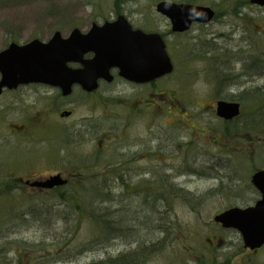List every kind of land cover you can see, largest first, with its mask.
<instances>
[{"label":"rangeland","instance_id":"rangeland-1","mask_svg":"<svg viewBox=\"0 0 264 264\" xmlns=\"http://www.w3.org/2000/svg\"><path fill=\"white\" fill-rule=\"evenodd\" d=\"M1 1L3 0H0V25H4L8 29L10 27L6 24L28 25L30 30H39L45 27L64 30L76 22L72 13L73 9L79 6L77 0H25V2L19 0L18 2L23 4L14 6H12L14 3L5 5ZM157 1L159 0H134L132 3L130 2V6L126 5L125 7L146 9L145 11L150 13L149 10L155 8ZM170 1L181 2L184 0ZM190 1L211 7L215 11L217 9L220 13L219 19L207 25L196 26L190 34L182 37L169 35L168 22L160 18L157 20V29L165 35L169 51L178 65L177 72L179 74L170 81L168 80L167 83L172 82L178 85L181 83L180 78L185 76L188 89L187 99L184 103L187 115L179 113L177 108L172 109L171 112L175 115L179 114L183 119L193 120L184 124L186 132L182 133L183 140L191 144L190 152L184 156L183 160L177 159V155L173 157V160H162L159 162L158 168H166V165H169L167 168L173 169L180 167L184 168V173L176 176L174 170L137 171V174L136 171H132L134 180L142 179L145 185L149 182L147 179L151 178V172L155 173L157 177H167L168 173L173 175L170 178L173 184L183 185L190 194L187 203L180 200L174 204L169 202L168 206L166 203L160 202L156 205L151 204L156 213V217H154L156 219L151 220L155 223L160 221L161 227L164 230L167 227L170 234L156 251L143 255L145 258L141 257L140 264H248L249 261H251L250 264H264V251L261 256L249 260L243 250L236 254L237 247L240 249V240L236 234L230 235L229 242L231 244L225 248L228 251L235 250L232 253L227 250H223V253L214 251L208 248L207 241L217 231L213 221L217 213L231 207L245 208L252 205V203L246 204L247 199L256 195L251 189V177L264 164V153L260 150L263 146V141H260V138L264 136V9L253 7L252 10H243L242 15L238 16L232 11L236 7H240V3H248L250 0ZM111 2L112 0H106V4L110 5ZM244 8L245 6L242 9ZM200 51L204 52L200 53ZM255 67L257 69H254ZM215 70L222 74L220 78L229 76L232 79L228 77L222 87L218 86V82L214 80ZM176 77L179 80H175ZM215 94L223 100L241 103L243 116L230 125L219 121L212 111L214 108H210L211 111L203 110L202 107L213 105L212 100L216 97ZM160 103L163 101L159 100L158 104ZM196 103L201 107L197 108L192 105ZM18 113L19 111L13 112V117ZM7 118H5L4 112H1L0 130L3 132L0 131V143L6 140L4 132L6 131ZM158 118L159 127L168 126L159 116ZM165 119L168 123H175L173 119L166 116ZM191 129H198L199 132H193ZM232 129L237 133L233 135ZM167 132L169 133V131ZM258 137H260L259 140H256ZM251 147L255 148L253 154H249ZM24 172L44 176L52 173V171ZM97 172L99 171H95V174ZM61 173L66 176L70 173L74 175L73 171H61ZM100 174L103 172L98 175ZM101 177L105 180L110 178ZM7 178L8 171H0V184H3L0 187V192L3 195H6L4 186L7 183ZM141 186L144 188L143 185ZM127 188L129 189L112 187V190L108 191L111 198L108 200L105 198L103 206L107 211L118 210L123 214L129 212L128 217L135 216L137 219L134 225H131L133 228L137 222H143L151 214H143L144 211H147L143 205L144 198L148 195L136 193L132 189V185ZM14 192L13 196L17 193L21 194L18 191ZM29 194H32V191L27 193L28 196ZM40 194L42 197L39 200L30 203L27 200L26 203L20 202L17 198H1L0 215L6 212L5 205L14 206L12 210L15 215L16 212L22 211L23 205L26 210L30 204L40 209L46 205L51 207L59 203L52 199V194L47 192ZM99 205L95 202L88 206V210L94 213V208ZM165 211H169L168 217L166 214L157 217L158 212L163 214ZM97 226L95 220L84 218L73 244L82 246L93 240L98 236ZM55 227L54 224L48 223H19L11 216L0 221V264H90L108 259V257H116L120 252H132L134 248L137 250L140 246L136 247L134 240L132 243L125 244L119 241L113 246L110 240L115 239L106 237L107 240L102 245L95 246L83 253L75 248H70V254L61 255L59 245H63V234L60 228ZM135 227L136 235L141 237V244L147 243L143 239L149 238L145 236L148 232L142 234L143 230L140 231L138 226ZM108 234V232L104 233V235ZM155 236V239H158L160 233ZM128 238L127 236L126 239ZM26 242L36 247H33V250L27 249L28 245L24 246ZM19 243L23 244L19 245ZM41 243L44 244L38 246ZM13 247H17V249H12ZM17 254L18 256H16Z\"/></svg>","mask_w":264,"mask_h":264},{"label":"flooded vegetation","instance_id":"flooded-vegetation-1","mask_svg":"<svg viewBox=\"0 0 264 264\" xmlns=\"http://www.w3.org/2000/svg\"><path fill=\"white\" fill-rule=\"evenodd\" d=\"M6 1L1 2H4L5 5L14 3L12 6L23 4L19 3V0ZM23 1L25 2V0ZM133 1L112 0L109 5V3L106 4V0H77L79 6L74 8L72 13L76 22L64 30L46 27L30 30L28 25L6 24L10 27L8 29L4 25H0V53L13 45L22 47L35 40H39L45 45L49 44L57 33L60 34L62 40H69L77 31V37L71 43L79 47L83 46L81 48L107 47L118 43L117 39L121 40V44L124 40L126 43L135 45V33L143 34L140 37L146 39L150 35L160 34L174 64L171 74L147 82L131 81L121 74L119 68L112 67L109 70L111 80L100 77L96 86L91 88H85L77 82L72 85L71 92L68 94H65L59 86L45 83H29L13 88H3L0 92V117L1 112H4L5 118H8L4 132L6 140L0 143V171H8L6 187L9 190L25 193V197L30 191L33 194L51 193L79 181H87L91 171H102L103 176L110 177L105 180L106 187H121V189L127 190L129 189L127 187L132 185V189L136 193L141 195L149 193L145 199L150 196L152 203L155 204L159 199L173 202L170 200L171 194L168 195V192L173 189L178 193V201L186 202L189 199V196L185 195L186 190L183 185L172 183L170 178L173 175L167 173V177H157L155 173L151 172V178L147 179L149 182L145 185L142 179L134 180L132 171H136L137 174V171L174 170L176 176L184 173V168L180 167L173 169L167 168L169 165H166V168H158V164L162 160H173L176 155L177 159L183 160L184 156L190 152L191 144L183 140L182 133L186 132L184 124L193 120L183 119L179 114L175 115L171 112L172 109L177 108L179 113L186 114L187 108L184 103L187 99L188 89L185 76L180 78L181 83L178 85L172 82L167 83L168 80L170 81L179 74L177 72L178 65L169 51L165 35L157 29V20L158 18L166 20L169 35L175 37L188 35L193 28L202 24L194 23L188 31L183 33L174 32L169 19L157 11L159 2L169 0L157 1L155 8L149 10L150 13L146 12V9L125 7L126 5L130 6V2ZM177 3H195L197 5L196 2L190 0ZM240 5L235 8L241 9L238 16L242 15L243 10H252L253 7H256L252 0L248 3H240ZM244 6L245 8L242 9ZM214 12L215 17L212 22L219 19V11L216 9ZM232 12L235 14V11ZM116 23L117 30L103 29L107 25ZM79 57L80 60L68 63L67 66L70 70L77 72L85 70L86 64L90 65L95 59L96 52L86 50L83 56ZM132 57L131 50L123 52V60L132 61ZM87 69L90 72L86 76L93 77V70L88 66ZM221 75L216 71V82L220 87L223 84L221 80L223 79L225 82L229 77L220 78ZM1 80L2 73L0 72ZM175 80H179V78L176 77ZM215 96L212 100L213 105L210 104L202 109L211 111L210 108H214L212 111L220 122L235 123L237 118L225 121L218 117V103L223 99L217 94ZM159 100L163 103L158 104ZM192 105L197 108L200 106L198 103ZM15 111H19V113L13 117ZM158 116L168 126L159 127ZM165 116L173 119L175 123H168ZM241 116H243L242 107ZM191 130L199 132L198 129ZM235 133L237 132H233V135ZM261 137L256 140L260 138V141H263L260 150L264 153V136ZM249 151V154H253L255 148L251 147ZM263 170L264 164L256 171ZM20 171L21 173H19ZM24 171H52V173L44 176ZM61 171H73L74 175L70 173L66 176ZM111 174L113 175L108 176ZM55 175H61L66 179L67 185L51 190L34 186L37 182L45 181ZM251 189L256 195L247 199L246 204L255 205L261 199V193L253 185ZM142 190L144 191L142 192ZM162 192L167 193L166 196L160 195ZM164 203L169 205L167 202ZM90 205L91 203L88 206ZM215 225L217 231L207 239L208 248L220 253H223V250L232 253L235 250L228 251L225 248L231 244L229 242L230 235L236 234L240 240V249L236 246V254L243 250L246 256L252 258L262 255L264 247L258 250H249L244 247L241 234L237 229L225 228L217 222Z\"/></svg>","mask_w":264,"mask_h":264},{"label":"water","instance_id":"water-1","mask_svg":"<svg viewBox=\"0 0 264 264\" xmlns=\"http://www.w3.org/2000/svg\"><path fill=\"white\" fill-rule=\"evenodd\" d=\"M254 5L264 7V0H252ZM157 11L167 17L174 32L188 31L193 23L207 24L215 17V12L209 7L190 4L161 2ZM117 23L107 25L104 30H117ZM75 31L69 40H62L59 33L49 44L35 40L25 46L13 45L0 54V92L3 88L17 87L21 84L45 83L59 86L65 94L71 92L74 83H80L85 88L96 86L98 78L111 80L110 68L117 67L127 79L135 82H147L170 74L174 66L166 50V44L160 34L140 37L135 33V45L121 40L107 47L81 48L72 44L77 37ZM94 50L96 57L85 70L77 72L68 68V63L80 60L84 52ZM132 51V61L123 60V52ZM93 70V77H87ZM133 66V67H128ZM218 116L225 120H233L240 115V104L221 101L217 108ZM67 180L61 175L53 176L46 181L37 182L34 186L43 189H53L64 186ZM252 184L260 191L262 198L255 206L249 208H232L215 217V221L225 228L237 229L244 240L246 248L257 250L264 245V171L255 173Z\"/></svg>","mask_w":264,"mask_h":264},{"label":"trees","instance_id":"trees-1","mask_svg":"<svg viewBox=\"0 0 264 264\" xmlns=\"http://www.w3.org/2000/svg\"><path fill=\"white\" fill-rule=\"evenodd\" d=\"M240 8L235 9V13L239 14ZM200 50V49H198ZM204 51H200V53H203ZM215 59V57H214ZM217 70H215L216 72ZM214 72V71H213ZM213 74V73H212ZM214 75V74H213ZM214 80L217 81L216 74L214 75ZM230 79H232L230 77ZM224 80H221V83H223ZM231 125V124H230ZM233 130V129H232ZM231 131V130H230ZM236 130H233L235 132ZM230 134V133H228ZM91 172L90 176L88 177L87 181L85 182L79 181L75 184H71L66 187H62L58 190H55L51 193L53 197L52 199H55L59 201L57 205H53L51 207L49 206H43L40 209L35 208L33 204H30L27 209H24V205L21 208L20 213H15L12 210L14 206H4V208H7L6 212H3V215H0V221H3L5 218H9L10 216L13 217V219L16 220V222L24 223V224H51L55 225L57 229H61L62 231V239L63 245H59L60 254L61 255H68L70 254V248H75L76 250H80L81 253L90 250L92 248H95V246H100L105 242L107 239H115L110 240L112 241L113 246H115V243L121 242L123 244L125 243H132L134 240L136 243V247L139 246L136 250L134 248V251L129 252H120L119 255L116 257H108V259L100 260L96 262H92L90 264H140L143 255L146 253H153L152 251H156V249L164 242L165 239H167V236L170 234L167 227H165V230L163 227H161V224L155 223L151 219H156V213L153 211V207L151 204L156 205L155 203H152L150 196L145 199L144 202V209L147 211H144L143 214L150 213V217H146L144 221L137 222L135 226H138L140 231H142V234L145 232H148L147 238H142L143 241H147V243L141 244V237H138L136 235V227L134 226L132 228V224L134 225L135 220L137 219L135 216L128 217L127 214H123V212L115 210L111 211L104 208L103 204L105 202V198L108 200V198H111V194L108 193L109 190H112V187H106L105 186V179H103L101 176L103 174L98 175L101 173L100 171L95 174ZM117 175V172H115ZM3 184H0V187ZM7 185V184H6ZM6 185L4 187H6ZM6 195H3L2 192H0V199L3 197H9V198H17L20 200V202H25L26 200L30 202H35V200H39L40 197H42V194H29L27 197H25V193H17V195L13 196L15 194L14 191L9 190L7 187L5 188ZM149 193H147L148 195ZM167 193L162 192L160 195L166 196ZM170 200H172V204L176 203L178 201V193L176 190H171L168 192V195H170ZM189 195L190 193L185 191V195ZM143 200V201H144ZM188 201V200H187ZM187 201L184 203H187ZM99 203L100 205L94 208V213L90 210H88V205L91 203ZM159 202H167L168 201H157ZM26 203V202H25ZM84 203V205H83ZM88 203V204H87ZM151 205V206H150ZM91 206V205H90ZM168 206V205H167ZM87 207V209H86ZM155 207V206H154ZM174 208V207H173ZM12 210V211H11ZM152 212V213H151ZM169 211H165L163 214H160L158 212L157 217L159 216H166L168 217ZM142 214V215H143ZM126 215V216H125ZM140 216V215H139ZM137 216V217H139ZM88 217L91 220H95V222L98 224L97 226V234L98 236L95 237L90 242L84 243L82 246L74 245L73 242L76 240L75 235L78 232V229L82 226L83 219ZM80 219V220H79ZM161 223V222H160ZM109 233L108 235H104V233ZM160 237L158 239H155V234H159ZM127 236L129 237L128 239ZM107 237V239H106ZM163 239V240H162ZM161 240V241H160ZM27 243V242H26ZM24 244V246L28 245L27 249L33 250V247H36L35 245H30L29 243ZM23 243H19L21 245ZM44 243H41L38 246H42ZM122 244V245H123ZM100 248V247H99ZM12 249H17V247H13ZM32 252V251H30ZM77 252V251H76ZM18 256V254L16 255ZM248 259L252 258L247 256ZM145 258V257H143ZM251 261H249L248 264H250Z\"/></svg>","mask_w":264,"mask_h":264}]
</instances>
